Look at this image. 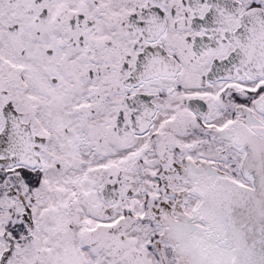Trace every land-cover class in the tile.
<instances>
[{
  "label": "snow or ice",
  "instance_id": "obj_1",
  "mask_svg": "<svg viewBox=\"0 0 264 264\" xmlns=\"http://www.w3.org/2000/svg\"><path fill=\"white\" fill-rule=\"evenodd\" d=\"M0 264H264V0H0Z\"/></svg>",
  "mask_w": 264,
  "mask_h": 264
}]
</instances>
